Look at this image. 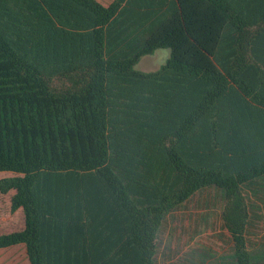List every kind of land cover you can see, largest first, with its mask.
Masks as SVG:
<instances>
[{
    "label": "trees",
    "instance_id": "1",
    "mask_svg": "<svg viewBox=\"0 0 264 264\" xmlns=\"http://www.w3.org/2000/svg\"><path fill=\"white\" fill-rule=\"evenodd\" d=\"M168 48L153 71L140 58ZM0 192L29 264H156L166 216L215 189L230 264L264 204V0H0Z\"/></svg>",
    "mask_w": 264,
    "mask_h": 264
},
{
    "label": "rangeland",
    "instance_id": "2",
    "mask_svg": "<svg viewBox=\"0 0 264 264\" xmlns=\"http://www.w3.org/2000/svg\"><path fill=\"white\" fill-rule=\"evenodd\" d=\"M168 48H158L140 58L136 68L156 70L168 57ZM0 171V178L11 176ZM250 223L246 228L248 248L264 247V204L253 199ZM219 190L195 193L183 205L169 213L158 234L156 264H230L233 241L220 216ZM0 264H29L22 245L0 249Z\"/></svg>",
    "mask_w": 264,
    "mask_h": 264
},
{
    "label": "crops",
    "instance_id": "3",
    "mask_svg": "<svg viewBox=\"0 0 264 264\" xmlns=\"http://www.w3.org/2000/svg\"><path fill=\"white\" fill-rule=\"evenodd\" d=\"M97 1L103 5H108L112 0ZM13 193V190H10L6 193L0 192V234L20 231L24 228V214L22 209L17 208L13 212L10 209L11 196ZM17 245H22L24 247L23 244H16L2 249L12 248Z\"/></svg>",
    "mask_w": 264,
    "mask_h": 264
}]
</instances>
